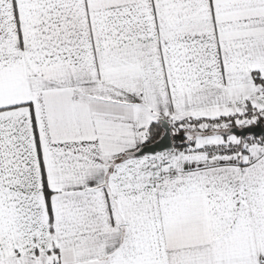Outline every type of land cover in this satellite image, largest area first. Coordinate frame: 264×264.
I'll list each match as a JSON object with an SVG mask.
<instances>
[{
    "label": "snow or ice",
    "instance_id": "snow-or-ice-1",
    "mask_svg": "<svg viewBox=\"0 0 264 264\" xmlns=\"http://www.w3.org/2000/svg\"><path fill=\"white\" fill-rule=\"evenodd\" d=\"M0 264H264V0H0Z\"/></svg>",
    "mask_w": 264,
    "mask_h": 264
}]
</instances>
